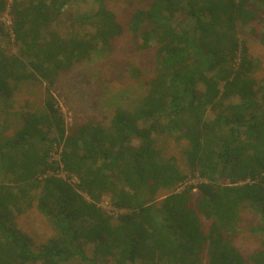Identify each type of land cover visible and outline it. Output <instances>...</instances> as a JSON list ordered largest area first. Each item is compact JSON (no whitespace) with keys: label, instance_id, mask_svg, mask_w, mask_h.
Wrapping results in <instances>:
<instances>
[{"label":"trees","instance_id":"1","mask_svg":"<svg viewBox=\"0 0 264 264\" xmlns=\"http://www.w3.org/2000/svg\"><path fill=\"white\" fill-rule=\"evenodd\" d=\"M71 1L13 0L16 52L1 42L11 35L0 19V111L17 105L22 86L46 84L43 107L32 110L25 101L12 114L19 118L12 135L0 119V264H64L77 255L80 264H196L201 238L210 243L208 264H240L230 237L243 208L262 219L257 230L264 231V82L255 88V61L238 31L250 27L264 44V0H150L137 7L128 21L136 49L156 46L143 97L132 110L118 106L109 125L89 122L68 133L51 87L60 71L112 50L126 29L100 0L62 35L54 24ZM7 5L0 0V16ZM160 135L184 144L183 161L163 153ZM55 143L62 152L51 161ZM53 166L74 173L95 201L108 194L126 212L111 217L63 178L40 177ZM189 172L205 179L196 202L192 185L175 188ZM34 198L57 229L37 250L9 223ZM197 212L213 219L204 237ZM251 262L264 264V241Z\"/></svg>","mask_w":264,"mask_h":264},{"label":"rangeland","instance_id":"2","mask_svg":"<svg viewBox=\"0 0 264 264\" xmlns=\"http://www.w3.org/2000/svg\"><path fill=\"white\" fill-rule=\"evenodd\" d=\"M12 1L8 0L7 8L3 10L0 16V19L5 24V30L11 35V37L8 35L6 37L3 36L1 40L9 53L17 51L11 29L10 10ZM103 1L108 9L116 13L117 19L124 24L126 29L121 36L113 41L112 50L101 51L100 55H94L88 60L75 63L70 69L60 71L54 86L51 87L50 90L55 94L58 105L63 111L68 133L81 124L89 122L109 125L118 106L132 110L137 105L139 99L143 97L146 81L151 79L155 74V43H153L154 47L148 49H136L132 33L128 29V21L133 11L137 7H145L150 0ZM99 2L100 0H72L63 8V12L59 19L55 21L54 27L62 35L68 34L72 18L80 12L96 10L99 7ZM180 17L184 18L183 15ZM150 26V24L147 25V27ZM238 35L246 39L250 55L255 61L256 67L251 75L255 81V88L258 89L264 82V44L253 37L250 27L239 28ZM135 68H138L139 74H137ZM222 84L223 82H221V86H223ZM45 95L46 84L40 81H33L26 86H22L16 92V100H19L16 101L17 105L6 113L0 111V119L6 118L9 122L10 127L6 130L8 135H12L13 131L18 127L19 118H13L12 114L24 108L23 103L25 101L28 102L26 108L37 110L36 108L43 107ZM135 142L137 143V140ZM183 145V143L178 144L173 140L167 139L165 135H160L159 142L157 143L158 147L164 148L163 153L165 155L176 154L180 161H183L180 158V151ZM49 147L51 148L49 151L51 161L59 160L62 147L60 148L58 144H53ZM184 171H188V168L185 167ZM45 173V176L63 178L80 191L78 188L80 179L74 173H68L62 167L56 166L46 169ZM43 176V174L40 175L41 178ZM204 180L198 172H189L188 177L184 181H179L175 188L176 191L180 192L185 187L192 185V201H196L200 197L198 185ZM36 192L39 193V190H31V194ZM167 192L168 190L162 191L159 195H164ZM82 193L87 201L95 202L105 214L111 217L118 216L113 211L122 210L120 212H126V209L117 208L108 194H103L99 200L95 201L85 192ZM24 206H26L25 211L21 213L16 212V215L9 223L25 234L29 238L33 249L37 250L51 237L56 235L57 229L39 210L37 198H34L32 205ZM111 206L116 207V209L112 210ZM12 210L14 208L10 211ZM210 226L211 221L206 220L201 223L199 229L204 230V233L207 232L208 234ZM259 226H262V219L253 210L248 211L247 208H243L236 225L237 231L231 234L230 237L243 259L250 260L251 255L263 247L264 231L257 230ZM204 251L208 252L206 245L204 246V250L200 251V253L204 254L205 258V263L201 264H206L209 260L208 255H205ZM86 253L88 255L92 254V244L86 246ZM79 258L77 255L64 264H80L78 262ZM105 263L113 264L114 261L107 259Z\"/></svg>","mask_w":264,"mask_h":264},{"label":"crops","instance_id":"3","mask_svg":"<svg viewBox=\"0 0 264 264\" xmlns=\"http://www.w3.org/2000/svg\"><path fill=\"white\" fill-rule=\"evenodd\" d=\"M208 117H210V116H208ZM178 183V182H177ZM37 190H40V189H37ZM165 195H161L160 196V199L161 198H163ZM192 197H193V194H192V196H191V199H190V201L191 202H196V201H192ZM196 215H197V217H198V234L199 235H201V237H204L205 235H207V232L206 233H204V230H200L199 229V226H201V223L203 222V221H206V220H209V221H211V223H212V218H208V217H206L205 216V214H203V213H200V212H197L196 213ZM207 246V248H208V252L207 251H204V253H205V255H208V259L210 260V243H209V241L208 240H206V239H204V238H201L200 240H199V242L197 243V244H195V250H194V252H195V254H194V257H197L198 259H199V261H197V263L196 264H201V263H205V258H204V254L203 253H200V251L201 250H204V246ZM231 245H233L236 249H237V247L233 244V242H232V240H231ZM238 250V249H237ZM203 255V256H202ZM209 260H208V262L206 263V264H208L209 263ZM250 260H251V258H250ZM250 260H246V259H243V260H241V263L240 264H253V262H251ZM234 264H237V261H234Z\"/></svg>","mask_w":264,"mask_h":264},{"label":"built area","instance_id":"4","mask_svg":"<svg viewBox=\"0 0 264 264\" xmlns=\"http://www.w3.org/2000/svg\"><path fill=\"white\" fill-rule=\"evenodd\" d=\"M62 112H63V111H62ZM55 144H57V143H55ZM59 146H60V145H59ZM60 148H61V146H60ZM61 151H62V150H61ZM60 154H61V152H60ZM64 171H65V170H64ZM66 172H67V171H66ZM68 173H69V172H68ZM45 174H46V173H43V175H44L43 177H46ZM76 177H77V176H76ZM77 178H78V177H77ZM183 181H184V180H183ZM111 208H112V210H114V208L116 209V207H113V206H111ZM117 208H118V207H117ZM120 209H122V208H120ZM117 210H118V209H117ZM120 211H122V210H120ZM120 211H119V210L116 211V212L113 211V213H116V215H118L119 213H121Z\"/></svg>","mask_w":264,"mask_h":264}]
</instances>
